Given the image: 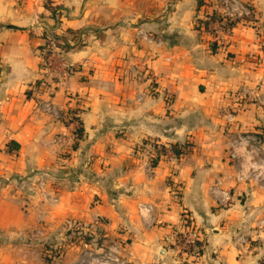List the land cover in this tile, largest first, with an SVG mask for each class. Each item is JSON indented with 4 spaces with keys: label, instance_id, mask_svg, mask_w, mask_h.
Here are the masks:
<instances>
[{
    "label": "crops",
    "instance_id": "0c3cea01",
    "mask_svg": "<svg viewBox=\"0 0 264 264\" xmlns=\"http://www.w3.org/2000/svg\"><path fill=\"white\" fill-rule=\"evenodd\" d=\"M208 1L0 0V264H42L41 242L59 245L67 221L112 242L124 264H264V186L237 182L228 158L237 134H264V0H241L254 19L214 51L196 27ZM34 15L68 46L55 69L65 60L71 73L44 75ZM58 112L83 128L69 154ZM144 139L166 148L156 166L136 153ZM184 143L177 160L170 145ZM40 174L56 202L13 189ZM216 180L232 194L227 207L213 199ZM185 216L206 243L187 261L166 242ZM80 244L49 264H104L102 247Z\"/></svg>",
    "mask_w": 264,
    "mask_h": 264
},
{
    "label": "built area",
    "instance_id": "2783aa9c",
    "mask_svg": "<svg viewBox=\"0 0 264 264\" xmlns=\"http://www.w3.org/2000/svg\"><path fill=\"white\" fill-rule=\"evenodd\" d=\"M52 6V5H51ZM207 7H209V13L205 15V19L209 16H218V19L209 24L208 29L206 27L196 22V27L199 31L207 32L211 37L212 43L215 44L216 50L224 49L228 38L231 36L232 28L228 25V21H248L254 19L255 11L250 3H245L241 0H209L207 2ZM202 19V20H205ZM33 28L39 37L43 40L44 44L42 46L43 50L41 52L42 56V67L43 73L51 74L57 72L55 69L58 56L62 53L60 49V41L58 38L47 28H45L40 20V17L34 15L33 18ZM44 53H47L44 57ZM257 61L263 64L264 67V43H261V56ZM257 63V62H256ZM73 71V65L68 64L65 60L61 61V70L58 71L62 76ZM43 90H46V83L42 80L40 85ZM44 107L48 108V104H44ZM57 119L62 122L68 130L69 133L65 136L68 140H59L64 150L62 153L69 154L70 147H66L68 142L74 143L76 138V130L79 126L78 114H69L67 112L56 113ZM64 137V138H65ZM66 147V148H65ZM240 148L244 149V152L239 154L238 150ZM144 152L147 154L148 159L152 158L151 154L141 151L136 148V153ZM264 134L256 133H240L232 140L229 156L228 158L234 162L235 165V179L237 182H255L262 184L264 186ZM47 180L42 174L38 175L33 183L28 184L26 181H20L21 185L32 186L37 188L42 194H44V189L46 187ZM34 185V186H33ZM211 194L216 202L224 207H227L231 200L232 194L228 188L225 187L221 180H216L211 187ZM52 202H56V196H48ZM46 201V200H43ZM139 211H149L150 207L139 205ZM143 216V214H142ZM262 224L264 227V217L262 219ZM100 222L97 220L95 225ZM180 228H173L170 235L167 237L166 242L170 246V250L175 255L176 259L180 260H190L197 259L194 256L189 255L188 251L190 245L196 240L200 239L197 230L192 225L190 217L185 216ZM80 230L83 233L88 231L87 228L81 227ZM104 242V238H103ZM115 260L116 264H124L119 261L116 254L111 251L109 253ZM91 253L87 254L88 258H91ZM96 258V257H95ZM94 260V259H93ZM160 264V263H159Z\"/></svg>",
    "mask_w": 264,
    "mask_h": 264
},
{
    "label": "trees",
    "instance_id": "16d2710c",
    "mask_svg": "<svg viewBox=\"0 0 264 264\" xmlns=\"http://www.w3.org/2000/svg\"><path fill=\"white\" fill-rule=\"evenodd\" d=\"M202 4V0H197V5L198 7ZM46 7L47 9L50 10L51 15L53 17H57L60 14V10L61 8L59 6H51L50 2L46 3ZM218 16H209V18H206L205 20H198L199 23H202L206 29H208L209 24L212 23L213 21L217 20ZM238 23V21H228V25L230 27H233L234 25H236ZM60 47L64 50H68V46L65 44H61ZM210 49L212 51H214L215 48V44L211 43L210 44ZM43 50V48H41V51ZM47 53H44V57H46ZM54 80L56 81L57 79L54 78ZM76 138L75 141L72 145V148L75 149L76 146L78 145L79 141L82 139L83 137V128L81 126V123L79 121V126L76 130ZM191 145L189 143H184V144H173L170 145V149L174 155V157L178 160L181 156H183L184 154H186L189 149H190ZM18 145L15 144L14 145V149H17ZM137 149L141 150V151H145L149 154H151L152 158L150 159V163L151 166H156L160 160V158L162 156H164L166 154V148L164 146V144L162 143H158L156 142L154 139H144L141 144L137 147ZM84 227L87 228L85 226H83L82 224L78 223V222H74V221H67L64 225H63V230L62 232L65 234L66 237H77V240H79L78 242L83 243L84 241V237H86V240H88L89 238H93V236L86 232L83 233L80 228ZM95 237V236H94ZM205 240L203 239H199L196 240L193 244L190 245V249L188 251L189 255L194 256L195 258L199 257L200 255L203 254L204 252V248H205Z\"/></svg>",
    "mask_w": 264,
    "mask_h": 264
},
{
    "label": "rangeland",
    "instance_id": "374dc122",
    "mask_svg": "<svg viewBox=\"0 0 264 264\" xmlns=\"http://www.w3.org/2000/svg\"><path fill=\"white\" fill-rule=\"evenodd\" d=\"M141 4H143V0H140ZM34 186V185H33ZM21 187H27L25 188V190L27 192H30L32 194H29L31 196L37 195V197H39L40 200H50L48 198V196H57V192L56 190H54L53 188V183L50 181H48L46 183V187L44 189V194H42L37 188H32V186H21L20 181H16V183L14 184V190H17ZM34 191V192H33ZM88 233H90V231H87ZM93 238H89L88 240H86V237H84V241L83 243H88L91 247H95L94 245H98L100 247H102L103 251H102V258H103V263L104 264H116L114 258L109 254L111 253V251L109 250V245L112 244V242L107 241V239H105L104 242H101L100 240V236L95 235L93 233H90ZM95 236V237H94ZM79 240H77V237H66L65 234L62 232V235L60 236V240L58 241L57 246H54L52 244V242H50L49 240L46 241H42L41 242V246H40V260L42 264H49L54 260H58L60 259L61 255L65 254V248L71 245H81L79 242ZM95 258V255L91 256V258L87 257V260L92 261Z\"/></svg>",
    "mask_w": 264,
    "mask_h": 264
}]
</instances>
